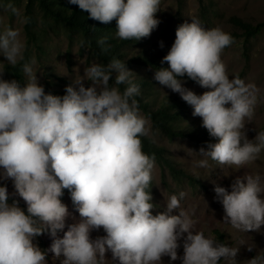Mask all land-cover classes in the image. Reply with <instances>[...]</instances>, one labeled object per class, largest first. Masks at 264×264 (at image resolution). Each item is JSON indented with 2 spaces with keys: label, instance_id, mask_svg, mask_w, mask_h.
<instances>
[{
  "label": "clouds",
  "instance_id": "obj_1",
  "mask_svg": "<svg viewBox=\"0 0 264 264\" xmlns=\"http://www.w3.org/2000/svg\"><path fill=\"white\" fill-rule=\"evenodd\" d=\"M67 3L102 24L116 20L121 40L147 38L161 22L156 18L160 0ZM5 8L21 16L13 4ZM232 43L234 38L221 26L206 29L192 17L177 27L161 61L169 67L154 72L153 79L179 94L218 141L199 149L202 158L193 162V170L208 168L209 160L239 168L264 151V131L249 139L253 130L245 125L254 116L259 89L238 74L230 79L221 60ZM24 51L20 31L4 27L0 56L11 66L23 62L27 79L21 86L16 79H4L5 71L0 70V264H48L49 253L60 264H105L107 253L112 264H163L164 257L169 264H237L239 248L196 230L194 211L181 208L185 192L171 195L165 210L153 215L155 205L147 189L155 156L143 152L140 138L151 136V126L134 98L140 88L130 78L133 71L116 58L107 65L93 62L66 86L63 96L53 95L39 83L33 70L36 61H25ZM184 77L208 91L197 95L184 87ZM121 84L127 85L123 91ZM230 187L216 184L213 189L223 222L241 232H259L264 226V179L259 174L238 176ZM64 190L79 214L71 224H66L71 214L62 202ZM101 229L105 234L93 238L92 232ZM43 235L51 239L47 249L36 242ZM245 264H264V254Z\"/></svg>",
  "mask_w": 264,
  "mask_h": 264
},
{
  "label": "rangeland",
  "instance_id": "obj_2",
  "mask_svg": "<svg viewBox=\"0 0 264 264\" xmlns=\"http://www.w3.org/2000/svg\"><path fill=\"white\" fill-rule=\"evenodd\" d=\"M211 1V2H210ZM211 8L208 7V19L203 15V4L201 0H160L159 11L156 13V18L161 22L151 35L143 38V45L137 48L131 47L128 49V57L133 58L144 54L152 57L157 55L159 59L168 53L171 45L175 40V32L177 27L185 21L191 22L192 17H197L201 25L206 29H211L216 26H221L223 30L230 33L232 37L235 35L234 43L226 47L222 54L221 60L226 65V70L229 78H233L236 74L243 75L246 83H254L259 89L258 103L255 106V113L251 121L245 120L246 130H253L248 132L249 139L254 138L255 132L264 131V30L257 36L246 42L244 32L236 27L234 19H241L255 26L264 23V0H210ZM8 3L13 4L20 10L21 16L17 17L10 10H6V5L0 6V31L4 27H13L18 29L21 33L22 42L25 44V52L27 49V34L23 22L25 16L26 0H21L18 5L14 1ZM212 11V12H211ZM214 12V13H213ZM37 32L40 33L38 44L35 43L30 48V55L27 61L33 58L36 63L33 65L34 73L39 79V83L45 88L46 93L63 96L67 85L72 84L73 80L79 79L84 75V68L90 66L91 63H101V60L94 55L86 43L81 45L84 41L82 35L75 34L63 26H57L50 20L42 18V14L37 12ZM163 41V48L160 47V42ZM245 54L249 56L246 57ZM167 64V62H166ZM168 65V64H167ZM9 66L4 61L3 56H0V70L5 71L4 79H15V77L6 69ZM132 73L130 77L133 81L141 78L153 80L157 94L153 98L172 100H180L184 106L188 107L186 113L188 114V123L184 124V131L194 130L202 127V118L194 117L192 115L193 108L184 102L180 95L172 92L167 87L160 85L153 79L154 70L151 68L133 67L128 68ZM25 76V82H26ZM115 73L109 83H114ZM184 82V87L192 90L197 95H202L208 89L200 87L198 84ZM85 86H91V81H85ZM140 114L147 118L141 111ZM151 126V136L149 137L154 144L167 149L170 160L182 171L188 173L190 177H184L178 181L173 178L168 171L161 170L155 165L152 172L153 186L150 191L153 200L151 201L155 207L152 210L153 215L162 212L166 208L168 198L173 194H178L183 191L186 193L181 200V208L193 213L194 219L197 220L195 228L197 231H203L206 237L216 239V230L225 234L226 243L228 246L239 248V253L236 257L237 264H245L257 254H264V226L259 232H241L234 229L230 224L223 222V208L214 197L213 191L216 184L231 190V184L236 177H243L246 175L259 174L264 179V151L260 153L258 159L254 162L236 167L235 165H220L215 161L209 160L208 168H199L193 170V162L201 159L197 152L201 147L185 135L174 141L162 137L154 129L149 118ZM194 128V129H193ZM194 179L195 181H192ZM9 192H13L11 181H7ZM11 203V200L9 201ZM62 202L68 206L70 217L66 224L75 222L72 217L79 220V214L74 210L70 195L62 199ZM24 202L21 200V207ZM173 214H178V210H174ZM67 227L65 228V231ZM103 229L99 232L93 231V238L97 235H104ZM62 236V233H60ZM48 245L51 244V239L47 236ZM41 249H44L37 239L36 241ZM218 242V241H217ZM252 251H248V248ZM178 254L182 255V248L178 250ZM53 254H48V264H60V260H53ZM105 264H112L111 253L106 254ZM60 259H63L61 257ZM118 264V261L115 262ZM163 264H169V258H163ZM172 264H181L177 260ZM226 264V262H224Z\"/></svg>",
  "mask_w": 264,
  "mask_h": 264
},
{
  "label": "trees",
  "instance_id": "obj_3",
  "mask_svg": "<svg viewBox=\"0 0 264 264\" xmlns=\"http://www.w3.org/2000/svg\"><path fill=\"white\" fill-rule=\"evenodd\" d=\"M14 1L17 5L21 3V0H0L1 5H7L8 2ZM210 0H201L203 4L202 13L205 18L208 19V7L211 5L208 2ZM211 2V1H210ZM38 10L42 14V18L45 20H50L57 26H63L69 29L75 34L82 35L84 42L89 47L90 51L94 53L101 60V64L107 65L113 58L119 59L126 64L128 68L142 67L151 68L154 71L158 68L169 67L166 62L161 63V59L157 55L152 57L145 56L144 54L133 57L132 59L128 57V49L131 47L137 48L143 45V41L132 40H121L116 36V20H113L109 24H102L98 21L89 19L88 13L81 11L78 6L70 5L67 0H26L25 4V16L27 22L25 25L27 34V49L25 52V61L30 55V48L35 43L38 44L40 39V33L37 32V12ZM212 12V11H211ZM214 13V12H213ZM234 23L237 28L244 32V38L246 42H249L251 38L257 36L264 30V23L258 24L257 26L248 23L241 19H234ZM107 37L106 43L101 45L98 41ZM233 38H238L235 35ZM248 57V54H245ZM23 62L18 63L16 66H7L6 69L15 77L17 81L20 82L21 86L25 83V75L22 71ZM243 79V75L240 76ZM182 81L197 84L196 82L188 79L187 77L180 78ZM139 85L140 94L134 98L138 102L139 110L150 119L154 129L162 137L174 141L184 135L190 138L197 144L206 145L207 143H216V139L209 136L208 132L202 130L201 128H196L193 131H184V124H190L187 122L188 114L186 113L188 107L180 103V100H172L169 98L160 99L153 98L157 94L155 90V85L153 80L146 78H141L139 80L133 81ZM111 84H114L113 82ZM121 91H123L127 85L121 84L118 86ZM142 140V150L149 156H155V165L161 168L163 171H168L172 174L173 178L178 181L182 180L184 177H190V175L181 169H179L169 158L168 151L161 146H157L149 137H140ZM192 181H195L192 179ZM153 182L149 185L147 191H151ZM70 195L68 190H64L65 198ZM26 210V206H23ZM216 239L219 243H226L225 234L216 230ZM48 235H43L37 239L40 241L42 247L47 249L49 247L47 241ZM220 264H224L221 261Z\"/></svg>",
  "mask_w": 264,
  "mask_h": 264
}]
</instances>
